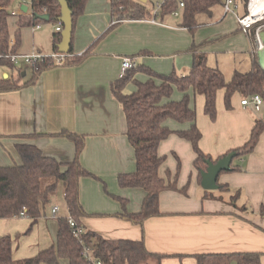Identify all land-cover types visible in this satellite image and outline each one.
<instances>
[{"label":"crops","instance_id":"crops-1","mask_svg":"<svg viewBox=\"0 0 264 264\" xmlns=\"http://www.w3.org/2000/svg\"><path fill=\"white\" fill-rule=\"evenodd\" d=\"M87 1L89 2L86 13L93 14L90 8L92 4L97 12L110 16V0ZM234 1L235 13H230L236 24L234 33L239 31L247 35L239 28L236 18V15H242L244 11L241 14L238 13L239 3L238 0ZM221 6L224 10L223 4ZM21 7L22 5L18 12H15L11 10V4L9 5L16 21L13 28L15 31L18 29V15L23 12ZM29 12L30 9L27 7L26 13ZM226 14L228 12H224V15ZM150 17L151 15H147L141 19L125 20L108 31L111 33L113 29L119 27L114 35L108 38V41L112 43L107 47L108 49L123 44L130 51L115 53L114 50L106 51V48L99 47L79 64L56 66L44 71L31 85L0 92V164H9L10 156L18 159L15 144L21 141L34 143L44 154L68 161L74 156V145L69 139L51 136L21 137L34 133L58 132L62 129L84 134L85 145L79 155V161L88 172L93 173L94 176L97 175L98 178L84 175L79 179L78 196L85 212V215L79 219L83 230L94 231L106 239H143L148 251L175 255L161 259L160 264H196L192 254L219 252H259L262 254L260 263L264 264V215L261 214L264 208V131L250 153L232 159L231 164L238 165V171L220 172L217 178L218 188L215 190H205L201 187L200 174L193 164L195 153L190 142L171 133L158 146L159 155L165 156L159 167V175L167 182L175 179L178 189H163L159 194L158 203L161 214L145 219L142 225L134 224L117 215L124 210L129 213L137 212L141 207L145 191L141 188H122L119 185L117 187L118 174L135 171L133 169L135 156L125 135L126 123L122 108L113 96L110 84L119 77L122 58L127 56L125 54L131 53L130 56H135L136 64H142L139 58L154 56L155 52L163 48H172L174 50L172 54L182 53L184 48L180 44L178 33L183 29L188 30L185 27L167 23L168 20L173 21L172 17H165L162 21L156 18L155 22L151 21ZM55 26L61 25L57 23ZM40 29V24L39 27H21L19 29L21 40L17 52L26 53L31 49L45 52L39 45L32 44L34 34ZM232 29L233 27L230 28ZM91 31L94 35L96 29ZM54 32L55 30L52 31V53L56 51L53 47ZM223 32L225 30H220L214 36ZM30 39L32 43L29 46ZM90 39L87 36L86 42ZM247 40L252 57L250 69L252 70L255 61V53L252 52L254 45H252L251 37L247 36ZM85 44H77V49L81 50ZM232 48L242 50L245 45L241 44L240 48L235 46ZM134 51L136 53H132ZM179 57L178 64L180 67L183 66L181 69L177 68L175 63L169 71L149 68L164 74L176 71L184 75L191 67L192 56L189 53L185 57L188 59ZM258 61L262 63L261 58ZM10 68L17 73L22 72L21 67L10 66ZM9 77L15 81L19 79L20 83L30 78H13L11 75ZM186 93L193 96V102L190 105L196 111V125L202 134L199 147L213 159L246 142L255 119L264 122V105L262 104V109L257 112L247 106L244 107L240 104L238 93L233 95L232 108L227 110L223 103V90L217 92L216 119L213 121L203 113V96L192 90ZM175 94L177 92H172L170 99L179 100L183 95L182 93L179 97ZM165 124L172 130L186 129L189 126L187 122L180 123L171 118L167 122L165 120ZM122 151L127 156L126 160L123 159ZM131 156L134 157V162L131 161ZM177 160L180 162V168L174 178L172 172L177 168ZM99 168L104 169V174L99 171ZM106 176H109L110 181ZM220 185L226 187L220 188ZM182 188L184 191H180ZM105 191L115 194L113 196L116 201L104 195ZM236 194L237 198L233 204L231 198ZM117 198L124 200V206ZM48 205L50 207L46 210ZM48 205L42 209L41 215L34 221L24 214L10 217L15 224L20 223L16 222L17 220H25L26 222L21 226L28 227L27 230L39 219H44L46 226L50 224L53 234L51 242L36 244L33 255L55 242L57 217L51 215V207L56 204L49 201ZM65 209L66 215L59 216L68 215L67 208ZM4 219L6 218H0V220ZM17 233L20 232L17 231ZM6 234L10 235L6 232L0 233V236ZM13 246L12 241V258L20 260L21 258L14 257L13 253L18 245L15 243V248ZM65 260L68 264V260ZM59 261L60 258L57 264ZM156 261L155 257L149 256L143 264H155Z\"/></svg>","mask_w":264,"mask_h":264},{"label":"trees","instance_id":"trees-1","mask_svg":"<svg viewBox=\"0 0 264 264\" xmlns=\"http://www.w3.org/2000/svg\"><path fill=\"white\" fill-rule=\"evenodd\" d=\"M65 1L72 12L74 31L76 20L84 12L87 0ZM238 1H241L244 7L246 6L247 0ZM109 2L112 21L109 29L125 20L141 19L152 15V11L140 5L137 0L136 2L133 0H110ZM223 2L224 0H183L184 5L179 9L176 0H163L156 18H160L162 21L165 17H172L177 20V26L185 27L193 33L200 25L198 15H212L214 8L222 5ZM10 4L11 0H0V65L6 64L15 68L5 55L17 52L21 40L19 29L46 22L60 24L57 22V18L60 16V4L58 0H29L30 12L28 14L22 12L18 15V29L14 33L15 43L13 46H10L8 28V19L12 16ZM175 10H178L177 16L172 14ZM41 14H48L49 19H40L39 15ZM60 39V32L55 31L53 47L56 51ZM91 46L79 54H74L71 42L69 53L72 57L65 65H76L83 62L91 54ZM188 52L191 53L192 64L184 75H180L176 71L167 74L160 73L138 63L110 84V90L124 114L125 135L133 148L136 167L134 172L118 174V185L122 188L134 187L145 191L141 207L137 212L129 213L124 210L117 214L134 224L142 225L145 219L161 214L158 203L159 194L163 189H178L175 179L172 182H167L159 175V167L165 156L159 155L158 146L171 133L190 142L195 153L193 164L200 174V171L207 167V160L215 162L232 151L236 152L233 159L250 153L260 134L264 131V122L255 119L248 140L241 146L226 151L217 159H213L210 154L201 150L199 147L201 130L196 125V111L190 105L186 92L192 90L203 96V113L213 121L216 119L217 92L221 89L223 90V103L227 110L232 108L231 99L235 93L241 97L259 94L263 99L264 70L254 61L252 70L234 71L232 76L225 80L223 72L218 67L207 64L203 45L194 43ZM129 57L134 58L135 56ZM54 67L56 65L52 59L37 61L30 67V78L22 83L18 81L19 79L15 81L9 76L3 78V75H0V92L31 85L44 71ZM138 71L147 75L145 81L134 78ZM129 82L135 85V90L125 93L124 88ZM174 89L183 93L179 100L170 99ZM167 118H172L180 123L187 122L189 126L186 129L172 130L165 124ZM40 136L69 139L74 145V156L68 161H63L44 154L34 143L26 141L16 143L15 151L18 159L10 156L9 164H0V218L13 217L23 212L34 221L41 215L42 209L48 205L50 194L57 187V179L61 180L64 185L63 197L68 215L57 217V233L54 244L22 260H13L12 258L11 236L9 234L1 235L0 264H57L59 258L67 259L68 264H88L82 252L84 245H91L89 253L105 264H143V261L149 256L156 258L155 264H160L161 259L175 256L148 251L143 239H106L87 229L83 230L81 235L83 243L79 242L80 240L74 236V228L70 226L68 217L73 218L77 226L82 228L79 219L85 215V212L79 201L78 183L80 177L92 175L79 161V155L85 145V135L62 129L58 132L24 135L21 138ZM1 146L5 150L2 144ZM179 168L180 162L177 160V169ZM238 170V165L231 164L230 169L226 171ZM45 178H52L55 182L43 183L45 180L42 181V179ZM219 187L226 186L220 185ZM180 191H184V188ZM236 193L238 194V192ZM237 194L231 198L233 204ZM117 199L124 206V200ZM261 214L264 215V208ZM261 255L259 252H219L198 253L191 256L195 258L196 264H230L231 262L261 264Z\"/></svg>","mask_w":264,"mask_h":264},{"label":"rangeland","instance_id":"rangeland-1","mask_svg":"<svg viewBox=\"0 0 264 264\" xmlns=\"http://www.w3.org/2000/svg\"><path fill=\"white\" fill-rule=\"evenodd\" d=\"M24 1L27 2L25 5L29 8V0H24ZM133 1L136 2V0H133ZM156 1H160V0H146L142 4L140 2V5H142L143 7L149 10H152ZM248 1L249 0H247L246 2L245 8L243 6V3L241 1H238L239 3L238 9H237L238 13L241 14L243 11L244 13H246V7H247ZM88 2L89 1H87L84 14L78 16L76 20V24H75L74 31H73V39H72L73 53L74 54L81 53L83 50L86 49V47H88V45L89 46L92 45L90 47L91 54H93L94 53L93 51H95L99 47L106 48L105 49L106 51L114 50L116 51L115 53H122L124 51H130L129 48L123 44L115 45L114 48L112 49L107 48L108 46L112 44L110 43V41H108L109 40L108 38H111L114 35V33L118 30L119 27L117 29H113L114 31L109 33L108 31L112 30V28L109 29L110 16L106 14L102 15L103 13L97 12L96 7L93 6L92 4H90V8L92 9L93 14L90 15L89 13H86ZM21 5H22V0H11V10L18 12ZM233 9L235 10V8ZM224 12L225 11L223 10L222 6L218 5L214 8L212 15L210 16L205 15V14L198 15L197 18H198V22L200 23V25L196 28V30L193 33L189 32L186 29H183L181 30L180 33H178L180 44L184 48L182 52L183 55L182 53H178V52H175L174 54H172L173 53L172 51H174L172 48H163L160 51L155 52L156 55L150 56V57L149 56L144 57L146 59L139 58V61H141L144 66L151 67L152 69H155V70L169 71L172 69V66L175 64H176L175 66L179 68L180 67L178 64L179 59H180L179 56H182L183 58H185L187 54H189L188 50L190 46L195 43V44L203 45V49L206 52L207 64L219 67L220 70L224 74L225 80H228L232 76V73L234 72L235 69L239 71H243V72L249 71L252 67V57L250 56V53H249L250 48H249V42L247 40L248 35H244L243 33L239 31L237 33H234V31L236 30V24L234 21V17L232 14H230L231 12H228V14L226 15H224ZM14 19H15L14 16H12L11 20L8 21L10 39H15V36H14L15 30H13V28H14V25H16V21ZM176 21H177L176 19H173V21L168 20L167 23L176 25ZM55 25L56 24L51 23V22L41 23L40 31L38 30L34 34L35 38H34L33 43L31 39L29 40V46L31 45V43L35 46L39 45L41 49L45 51L43 53L45 54L52 53L51 52L52 51V31L56 29ZM99 25L100 26L102 25V26L99 27ZM258 25L262 26L260 38L261 40H263L264 37L262 33H264V20L259 22L255 26V28ZM231 27H233L232 30H230ZM93 29H96V32L94 33V35L92 34V31H91ZM220 30H225V32H223V34H220L218 36H214V34ZM107 32L109 33V35H107L108 34ZM87 36H89L91 39L87 40L86 42ZM22 39H23V34H22ZM79 43H86L81 50L77 49V44ZM241 44L245 45V48L242 50L232 48L234 46L237 48H240ZM31 50H35V49H31ZM136 51L132 53H136ZM262 52L263 51L261 50V53ZM125 55L130 56L131 53H128ZM254 55H255L254 56L255 62L258 63L260 67L263 69L264 67L263 55L262 56H259L258 54L257 55L254 54ZM112 56L116 57V55H112ZM260 58L262 59V63L258 61ZM185 59H188V58H185ZM20 67L22 68V72L17 73V71L11 69L10 66L6 64L0 65V75L7 74V76L11 75L13 78L19 77L20 79L29 78L31 75L30 66L26 64H22L20 65ZM181 68H183V66H181L180 69ZM120 71L121 69L119 70V74H120ZM134 78L136 80L145 81L147 79V75L142 71H138L135 73ZM134 90H135V86L132 82H129L124 88L125 93H130ZM96 91H98V89ZM173 92H177L175 96L181 97L182 95V93H180V91H178L177 89H174ZM241 98L242 97L240 96V100ZM189 102L191 104L193 102L192 95L189 96ZM263 102H264V98H263ZM263 105H261V109ZM169 119L170 118H167L166 122L169 121ZM131 152H132V149H131ZM122 155H123V159L126 160L127 156L125 152L122 151ZM131 161L134 162V157L132 156H131ZM96 162H98V159H96ZM133 167H134L133 169H135V166ZM99 169H100L99 171H101V173L104 174L103 173L104 169L103 168H99ZM177 171H179V169L176 168L172 172V175H174V178L176 177ZM92 177L98 178L97 175L95 176L92 175ZM106 178L110 181L109 176H106ZM57 180H58L57 188L55 189L53 194L50 196V201H52V203H55L59 208L56 217H58L59 215H66V209H65L66 205H65L64 197H63V191H64V187L62 186L63 182L59 179ZM42 181L43 183L44 182L51 183L53 180L52 178L50 179L45 178V179H42ZM117 187H118V184H117ZM105 192L103 193L104 195H107L111 200L116 201L115 197L113 196L115 194H111V192L110 193L107 192L106 194ZM47 207H50V206L49 205L46 206V210H47ZM16 222H20V223L15 224L11 220L10 217L4 220H0V233L9 232L11 235L13 244H14L13 248H15V243L18 245L17 249L14 250L13 252L14 257L21 258L20 260L31 257L33 255L32 252L36 244L51 242V239L53 238L52 229L49 223L46 226V224L44 223V219L42 220L39 219V221L28 230H27L28 227L25 228L24 226H21L24 222H26L25 220L23 221L17 220ZM17 231H19L20 233H17ZM41 264H48V263H41ZM59 264H66V260L64 258H60Z\"/></svg>","mask_w":264,"mask_h":264},{"label":"built area","instance_id":"built-area-1","mask_svg":"<svg viewBox=\"0 0 264 264\" xmlns=\"http://www.w3.org/2000/svg\"><path fill=\"white\" fill-rule=\"evenodd\" d=\"M178 3V8H182L184 3L183 0H176ZM251 0L248 1L247 7H246V13L242 15H236L237 22L239 25V28L241 29L242 32L247 34L249 37L252 38L254 45L253 53L258 54L259 51H261L260 47V34H261V25H258L256 28L255 26L264 20V12L263 16H257L252 13L251 6H250ZM22 4H25V1L22 0ZM163 4V0L156 1L153 8H152V15L149 18L151 21L155 22L156 20V15L158 14V11L160 7ZM233 6V7H232ZM223 7L225 12H231L235 13V10L233 8H236V4L234 0H224L223 2ZM173 16L178 15V10H175L172 12ZM112 23V22H111ZM34 27H39V25H35ZM255 28V30H254ZM62 29L61 26H57L55 31L60 32ZM15 43L14 39H10V46H13ZM6 58L9 59V61L12 63L14 67L20 66V64H26L28 66H33L37 61H42L44 59H52L54 64L57 66H62L65 65L68 60L71 58V54L68 53H59L57 51L50 53V54H43L39 51L36 50H31L26 53H19L15 52L12 54H7L5 55ZM136 66V62L134 61V58H131L129 56H125L122 59V64H121V71L119 76L124 75L129 69H132L133 67ZM240 104L244 107H250L253 111L257 112L261 109V105L263 104V99L259 94H252L248 95L245 97H242L240 100ZM58 206L53 205L51 207V215L53 217L57 216L58 212ZM22 215L23 212H20ZM68 222L71 227L74 228V236L79 239L81 243H83L81 239V235L83 234V229L80 226H77L76 222L74 221L73 218L68 217ZM91 245H84L83 247V256L86 258V261L88 264H105L99 259H95L91 253H89V248Z\"/></svg>","mask_w":264,"mask_h":264},{"label":"water","instance_id":"water-1","mask_svg":"<svg viewBox=\"0 0 264 264\" xmlns=\"http://www.w3.org/2000/svg\"><path fill=\"white\" fill-rule=\"evenodd\" d=\"M143 3L146 0H137ZM60 4V16L57 18V22L62 25L60 31L61 39L57 44V52L59 53H68L71 48L72 42V33H73V22H72V12L68 8V5L65 0H58ZM23 12L27 11V6L22 4L21 7ZM39 18L42 20H48V14H41ZM264 37V33H262ZM259 56L261 51L258 52ZM264 69V68H263ZM7 74H3V78H6ZM236 156V152H229L227 155L218 158L215 162L207 160V167L205 170L200 171V185L205 190H215L218 188L217 178L222 171L230 169V164L232 159Z\"/></svg>","mask_w":264,"mask_h":264},{"label":"bare ground","instance_id":"bare-ground-1","mask_svg":"<svg viewBox=\"0 0 264 264\" xmlns=\"http://www.w3.org/2000/svg\"><path fill=\"white\" fill-rule=\"evenodd\" d=\"M250 6L253 14L257 16H263L264 0H251ZM260 45H261L260 49L263 51V62H264V39L260 41Z\"/></svg>","mask_w":264,"mask_h":264}]
</instances>
